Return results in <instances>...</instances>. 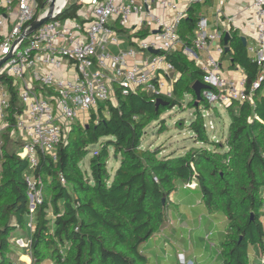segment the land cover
<instances>
[{
    "label": "trees",
    "instance_id": "obj_1",
    "mask_svg": "<svg viewBox=\"0 0 264 264\" xmlns=\"http://www.w3.org/2000/svg\"><path fill=\"white\" fill-rule=\"evenodd\" d=\"M200 5L189 4L179 23L183 45L191 46ZM80 6L78 0L67 4L59 17L76 16ZM240 36L231 31L229 51L222 58L227 55L231 68L243 69L248 90L259 68ZM165 53L178 72L174 97L155 108V99L148 93L116 91L113 101L99 103L85 121L72 122L56 145L55 157L39 153L34 174L42 179V200L31 217L23 177L28 163L18 155L22 142L11 138L12 126L3 132L0 264L13 263V239L18 236L30 238L32 264L46 259L50 264H155L143 245L154 232L166 228L170 210L179 205L170 196L182 192L193 196V206L203 213L224 215L221 264H264V78L251 93L252 102L223 104L229 115L224 141H214L206 133L198 105L211 106L203 97L188 124L199 145L183 154L159 156V149L140 144L145 126L161 120V113L185 94L191 95L189 104L194 105L192 85L203 79L201 69L181 48ZM0 81L10 92L7 111L13 123L14 111L22 106L11 79L1 75ZM88 153L84 169L80 164ZM111 157L118 159L112 173L107 166ZM192 181L194 187L185 186Z\"/></svg>",
    "mask_w": 264,
    "mask_h": 264
},
{
    "label": "built area",
    "instance_id": "obj_2",
    "mask_svg": "<svg viewBox=\"0 0 264 264\" xmlns=\"http://www.w3.org/2000/svg\"><path fill=\"white\" fill-rule=\"evenodd\" d=\"M41 1L0 0V59L13 48L0 64V76L11 79L22 106L14 111L10 123V92L0 81V153L2 134L12 126L10 136L18 131L22 138L18 155L28 163L23 177L30 217L42 200V179L34 174L39 153L55 157L56 145L72 122L85 121L99 103L111 96L114 99L116 91L121 95L145 92L154 99L174 97L176 70L165 52L181 48L195 61L203 72L202 81L210 86L202 90V96L212 104L252 102L251 93L264 78V0H251L253 35L245 46L259 73L248 90L244 75L229 78L221 73L223 35L235 29L234 15L222 21L218 7L216 21L222 25L212 30L208 19L199 16L191 46L183 45L179 23L189 4L203 0H184L182 4L176 0H78L82 7L76 16L62 18L59 14L67 5L65 0L61 7L55 5L52 18L24 35L30 22L47 10L50 0ZM144 29L147 32L142 36ZM20 35L22 39L14 45ZM185 186L194 187L195 182ZM18 239L22 240L20 246L30 250L29 237L13 240ZM177 255L180 264H189L182 253ZM12 264L23 263L14 260Z\"/></svg>",
    "mask_w": 264,
    "mask_h": 264
},
{
    "label": "rangeland",
    "instance_id": "obj_3",
    "mask_svg": "<svg viewBox=\"0 0 264 264\" xmlns=\"http://www.w3.org/2000/svg\"><path fill=\"white\" fill-rule=\"evenodd\" d=\"M44 1L46 0H42L41 3ZM73 1L77 0H68L67 4ZM214 6V0L205 1L200 5L197 13L198 15L207 14L208 16V13L211 12V9L214 8ZM85 8H87V6H85ZM221 65L223 69L221 73L225 76L224 70L228 68L229 64L227 65V60H223ZM190 99V94L183 95L178 102L170 107H167L161 113L159 117L161 120H153L149 122L144 128V133L141 137L140 143L141 146L149 147L151 149H159V156L170 153L172 155L183 154L189 147L198 146L199 143L195 142L192 136L193 133L188 128L189 122L194 118V111L198 104L190 105ZM110 100L113 101L112 96ZM207 103L211 106V108L198 105V109L202 113L206 133L214 141H224L227 137L229 124V115L224 106L225 104L223 105L218 102L212 104L208 101ZM162 125L163 128L160 129ZM18 135L19 132L15 131L13 140L17 141V143H19V141L22 142L21 136ZM89 157L90 154H86L80 164L82 168L85 169L87 167ZM117 165L118 159H113L111 157L107 164L109 172L112 173ZM194 193L197 195L199 194V191L195 190ZM187 210H189V208H187ZM200 211L196 208L191 210L190 217L183 215V220H185L187 226L180 231L182 238H179V240L181 239L179 245L183 247L185 256L190 260L189 264H221L219 242L222 240L224 233L226 222L225 217L221 212L209 214L206 211L204 213ZM167 219H170L169 215ZM172 223L175 225V222ZM167 225H169V223H167ZM24 231L27 233V228H25ZM172 237V229L170 227H163L154 232L147 242L144 243V252L155 264H169L168 260L170 257L168 256V253L172 252V254H175L176 247L173 239L174 237ZM21 242L22 240L20 241L19 239L18 242H14L18 246L17 248V246L14 245V249L12 250V257H14L15 261H20L21 259L20 255L17 256L18 252H22L23 254L28 253L30 255L29 249L19 245ZM165 257H167V260H165ZM260 257L261 256L259 254L256 256L258 260ZM172 262V264H175L173 256ZM38 264H50V261L46 259Z\"/></svg>",
    "mask_w": 264,
    "mask_h": 264
},
{
    "label": "crops",
    "instance_id": "obj_4",
    "mask_svg": "<svg viewBox=\"0 0 264 264\" xmlns=\"http://www.w3.org/2000/svg\"><path fill=\"white\" fill-rule=\"evenodd\" d=\"M179 3H183L184 0H176ZM205 1H209V0H203L202 2H199L200 4L204 3ZM215 1V6L214 8L211 9V12L207 14H201L198 16H206V18L208 19V28L209 30L214 29L216 26H221V22L220 21H216V14H217V9L218 7L220 8V14L219 17L222 21L225 20V18L229 15H234V21L232 22V27L235 28V30H237V33L239 35H243L247 40L251 39L252 35H253V24H252V18H253V10L251 7V0H214ZM204 12V11H203ZM210 15V16H209ZM218 15V14H217ZM246 40V41H247ZM203 52H199V54H202ZM223 60H227V65L229 64V57L226 55L225 57H223L221 59ZM223 70V69H222ZM225 72V76L229 77V78H237L241 75H244L243 73V69L239 66H235L234 68H230V66H228V68L226 70H224ZM178 76V72L175 71V80ZM181 195L179 197L178 194H176L175 196L171 197L170 199L172 201V203H179L177 209L175 210H170L169 216L170 219H167V223H169V225H167L166 227H170L172 229V233H173V239H174V243L176 245L175 247V254L172 252L168 253V256L170 257V259L168 260L169 264H172V256L173 259H175V263L180 264L178 261V255L179 253H182L184 258H186L187 261H190L186 256L185 253L183 252V247L179 245V242H181V239L179 240V238H182V234H181V229H183L185 226H187L185 220H183L184 216L183 215H187L188 217H190V212L192 209H196L197 207L193 206L194 204V200L193 201V196L189 197V194L184 195V193H180ZM190 198L189 202H186L188 199ZM187 208H189V210H187ZM192 208V209H191ZM198 209V208H197ZM199 210V209H198ZM200 211V210H199ZM201 212V211H200ZM172 222H175V225H173ZM179 223V224H178ZM25 238V236H18V238ZM22 250V249H20ZM260 254V253H258ZM21 257L20 261L25 264V263H29L31 261L30 255L27 254H23L22 252H18L17 256ZM175 255V257H174ZM26 257L27 259L23 258ZM15 260V259H14ZM165 260H167V257H165Z\"/></svg>",
    "mask_w": 264,
    "mask_h": 264
},
{
    "label": "water",
    "instance_id": "obj_5",
    "mask_svg": "<svg viewBox=\"0 0 264 264\" xmlns=\"http://www.w3.org/2000/svg\"><path fill=\"white\" fill-rule=\"evenodd\" d=\"M54 9H55V0H50L49 3H48V8L45 11V13L39 19H34L33 21L30 22V26L26 30L24 35L31 33L40 24H42L43 22H45L48 19L52 18ZM153 32H155V30H153ZM22 37H23V35H20L19 38L15 41L14 45L19 40H21ZM230 38H231V34L228 31H226L224 33V35H223L224 52L229 51L228 41L230 40ZM240 39L242 41V44L245 46L246 45V38L243 35H241ZM12 50H13V48H12ZM12 50L8 54H6L5 56H3L0 59V64L11 55ZM149 51L152 52V53L158 52L156 49H152V48H149ZM192 88H193L194 94H195L194 104L197 105L198 102L200 100H202V98H203L201 91L203 89H209L210 86L207 83L203 82V81L197 80V81H195L193 83ZM167 103H168V101L166 99H163V98H160V97H158V98H156L154 100L155 108H157L159 105H166Z\"/></svg>",
    "mask_w": 264,
    "mask_h": 264
},
{
    "label": "bare ground",
    "instance_id": "obj_6",
    "mask_svg": "<svg viewBox=\"0 0 264 264\" xmlns=\"http://www.w3.org/2000/svg\"><path fill=\"white\" fill-rule=\"evenodd\" d=\"M64 2H65V0H55V5L57 8L61 7ZM24 258L27 259L26 257H24Z\"/></svg>",
    "mask_w": 264,
    "mask_h": 264
},
{
    "label": "clouds",
    "instance_id": "obj_7",
    "mask_svg": "<svg viewBox=\"0 0 264 264\" xmlns=\"http://www.w3.org/2000/svg\"><path fill=\"white\" fill-rule=\"evenodd\" d=\"M32 263V262H31Z\"/></svg>",
    "mask_w": 264,
    "mask_h": 264
}]
</instances>
